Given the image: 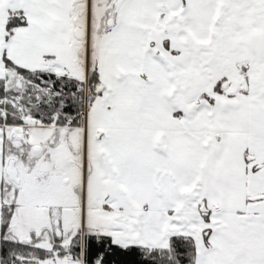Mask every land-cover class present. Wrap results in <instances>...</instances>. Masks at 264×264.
Masks as SVG:
<instances>
[{"label":"snow or ice","instance_id":"snow-or-ice-1","mask_svg":"<svg viewBox=\"0 0 264 264\" xmlns=\"http://www.w3.org/2000/svg\"><path fill=\"white\" fill-rule=\"evenodd\" d=\"M0 264H264V0H0Z\"/></svg>","mask_w":264,"mask_h":264}]
</instances>
